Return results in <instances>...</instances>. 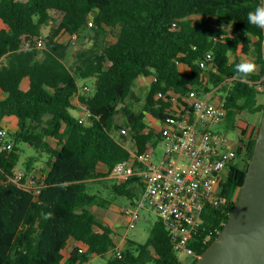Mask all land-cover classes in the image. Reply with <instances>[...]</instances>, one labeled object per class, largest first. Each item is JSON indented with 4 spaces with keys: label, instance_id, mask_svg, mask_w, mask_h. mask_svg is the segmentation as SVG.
<instances>
[{
    "label": "trees",
    "instance_id": "obj_1",
    "mask_svg": "<svg viewBox=\"0 0 264 264\" xmlns=\"http://www.w3.org/2000/svg\"><path fill=\"white\" fill-rule=\"evenodd\" d=\"M261 2L0 0V127L7 117L18 120L8 135L13 147L0 151V264H89L96 256L106 258L104 264L196 261L197 256L191 262L180 258L160 217L147 241L127 239L118 249L116 228L93 207L121 206L122 197L139 205L143 178L120 182L111 171L136 152L157 153L170 118L177 117L176 99L192 109L187 95L195 90L224 101L228 112L222 123L241 128L245 136L235 145L237 161L221 186V202L205 208L190 246L201 254L218 236L247 174L238 156L251 160L260 128L249 137V123L240 126V114L264 112V30L247 20ZM53 11L61 13L60 20ZM40 37L44 47L38 46ZM243 54L254 56L257 71L242 81L235 65ZM149 76L145 104L135 110L134 87ZM79 78L92 80L84 84L90 90ZM79 108L90 112L83 121V114L73 113ZM148 116L161 126H151ZM122 128L130 131L135 150L126 145L124 132L115 136ZM21 142L36 149L23 162L22 181L35 175L39 193L10 179L18 173ZM36 155L48 156L39 170ZM71 239L76 244L65 254Z\"/></svg>",
    "mask_w": 264,
    "mask_h": 264
},
{
    "label": "built area",
    "instance_id": "obj_2",
    "mask_svg": "<svg viewBox=\"0 0 264 264\" xmlns=\"http://www.w3.org/2000/svg\"><path fill=\"white\" fill-rule=\"evenodd\" d=\"M45 42L40 37L38 46L44 47ZM208 57L211 58V54ZM90 88L87 84L84 86L85 90ZM210 98L211 95L202 97L195 90L190 91L187 100L192 109L176 99L178 114L169 120L165 151L160 157L155 158L151 151L136 152L133 158L117 162L111 171V177L120 182L141 176L145 183L141 206L145 201L151 202L171 230L176 249L197 257L200 254L190 246V241L204 221L205 208L220 204L221 186L228 177L230 165L237 161L235 144L225 133L211 128V124L225 120L226 104ZM89 115V111H84L80 120ZM8 135L7 127H0V151L13 147ZM23 177L20 171L10 179L27 190L40 192L41 185L35 175L26 182L22 181ZM125 212L130 218V227H135L139 211L128 208ZM212 234L213 231L208 238ZM118 254L122 256L120 250Z\"/></svg>",
    "mask_w": 264,
    "mask_h": 264
},
{
    "label": "water",
    "instance_id": "obj_3",
    "mask_svg": "<svg viewBox=\"0 0 264 264\" xmlns=\"http://www.w3.org/2000/svg\"><path fill=\"white\" fill-rule=\"evenodd\" d=\"M193 264H264V112L235 207Z\"/></svg>",
    "mask_w": 264,
    "mask_h": 264
},
{
    "label": "rangeland",
    "instance_id": "obj_4",
    "mask_svg": "<svg viewBox=\"0 0 264 264\" xmlns=\"http://www.w3.org/2000/svg\"><path fill=\"white\" fill-rule=\"evenodd\" d=\"M54 16L56 17V20H60L61 18V13L59 11H53ZM50 30V27L46 29V33H48ZM45 46V45H44ZM77 49V48H76ZM243 59L244 60H252L254 59L253 55H245L243 54ZM181 68L184 72H188V66L185 64H181ZM79 85L81 87L84 86L85 83L91 84L92 80L91 79H83L79 78ZM152 77H145L141 78L137 81V84L134 87L135 93L137 95L136 99H132V105L135 110H140L143 108L146 98V92L149 88V85L151 84ZM213 94V93H212ZM216 96L214 95L210 99H214ZM264 100V99H263ZM73 113L75 115H80L84 113V109L78 110L75 109L73 110ZM257 114H252L248 112L247 110H244L240 114V120H239V125L240 126H245V123H253ZM262 114L259 113V120L257 121L258 126H260L261 121H262ZM11 117V116H10ZM10 117H7L5 119V123L9 124L10 127L7 126L8 131L13 132L15 131L14 126H12L11 119ZM119 121H123V117L121 115L118 116ZM148 120L151 126L153 127H160L161 122L157 118L153 116H148ZM252 127V126H251ZM212 129H216L217 131H221L227 135V137L231 140L233 144L239 143L240 139L245 138V136L241 133V128H226L224 123H219V124H211ZM121 132H124V129H119L115 131V136L118 138L122 137ZM127 136L126 144L130 147L133 146L134 141L132 139L131 133L129 130H126L124 132ZM11 138V136L9 137ZM13 142V141H12ZM19 146L22 148L21 150V160L17 165V172L24 171L22 167L24 166V160L29 156L33 155L36 153V149L34 147H31L30 145H27L24 142H21ZM24 149V150H23ZM165 151V143L162 142L159 145V148L157 150V153H155V158L160 157V155ZM47 155H36V160H35V167L39 169H42L46 165L47 161ZM118 204V203H117ZM111 204L108 208L105 207H99V206H94L93 209L94 211L98 214V216L105 222L112 224L116 230L118 231V234L116 236V241L118 243V249H122L124 245H126L127 239L129 240H134L137 243H144L147 241L151 234V229L153 223L157 220L159 217L157 210L155 207L152 205L151 202L145 201L142 207L139 206H134L126 198H120L119 199V204ZM132 209V210H138L140 213V218L137 221V224L135 227H130L129 225V216L126 214L125 210L126 209ZM70 248L65 249V253L69 254ZM179 256L182 260H188L192 261L194 258L193 256H188L185 253H179ZM106 262V258L101 257V256H96L94 257L91 261H89V264H104ZM86 264V263H85Z\"/></svg>",
    "mask_w": 264,
    "mask_h": 264
},
{
    "label": "clouds",
    "instance_id": "obj_5",
    "mask_svg": "<svg viewBox=\"0 0 264 264\" xmlns=\"http://www.w3.org/2000/svg\"><path fill=\"white\" fill-rule=\"evenodd\" d=\"M247 20L249 24L264 30V0L247 13ZM235 71L243 81L257 71V64L252 60H242L235 65Z\"/></svg>",
    "mask_w": 264,
    "mask_h": 264
},
{
    "label": "crops",
    "instance_id": "obj_6",
    "mask_svg": "<svg viewBox=\"0 0 264 264\" xmlns=\"http://www.w3.org/2000/svg\"><path fill=\"white\" fill-rule=\"evenodd\" d=\"M189 69V68H188ZM28 84V80H26L25 82H24V85H27ZM0 95L1 96H4V94L2 93V92H0ZM214 99H217L216 97L214 98ZM83 108H79V110H82ZM259 114L256 116V118H255V120H254V122L253 123H249V125H248V133L250 134V133H252L253 131H255V129H257V127H258V123H257V121L259 120ZM9 119H11V122H12V126H14V128H15V130L17 129V127H18V120H17V118L15 117V116H11ZM3 124L7 127H10L9 126V124H7V123H5V120L3 121ZM245 124H247V123H245ZM247 126V125H246ZM252 126V127H251ZM127 145V144H126ZM128 146V145H127ZM131 150H135L136 149V145L135 144H133V146L132 147H130V146H128ZM105 170V169H104ZM139 207H142L141 206V201H140V203H139V205H138ZM117 233H118V231H117ZM74 244H76V241L75 240H73V239H71L70 241H69V245H68V249L69 248H71V246L72 245H74ZM66 254V253H65Z\"/></svg>",
    "mask_w": 264,
    "mask_h": 264
},
{
    "label": "flooded vegetation",
    "instance_id": "obj_7",
    "mask_svg": "<svg viewBox=\"0 0 264 264\" xmlns=\"http://www.w3.org/2000/svg\"><path fill=\"white\" fill-rule=\"evenodd\" d=\"M254 131L251 133V134H249V137H251V136H253L254 135ZM238 161L240 162L239 164H240V166H241V168H246L247 166H248V160H247V158L246 157H244V156H238Z\"/></svg>",
    "mask_w": 264,
    "mask_h": 264
}]
</instances>
